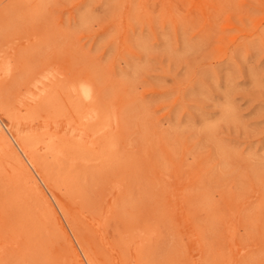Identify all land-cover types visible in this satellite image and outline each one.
I'll return each mask as SVG.
<instances>
[{
  "label": "rangeland",
  "instance_id": "1",
  "mask_svg": "<svg viewBox=\"0 0 264 264\" xmlns=\"http://www.w3.org/2000/svg\"><path fill=\"white\" fill-rule=\"evenodd\" d=\"M1 132L0 264H264V0H0Z\"/></svg>",
  "mask_w": 264,
  "mask_h": 264
},
{
  "label": "bare ground",
  "instance_id": "2",
  "mask_svg": "<svg viewBox=\"0 0 264 264\" xmlns=\"http://www.w3.org/2000/svg\"><path fill=\"white\" fill-rule=\"evenodd\" d=\"M51 78V77H50ZM36 87V86H35ZM78 95H79V97H81L82 99H84V100H91L92 99V89H91V87L90 86H88V84L87 85H80V87H79V89H78V93H77ZM93 113V112H92ZM91 113V114H92ZM90 113H89V115H90V117H87L86 118V120L87 121H93L94 120V116L93 115H91ZM82 132L81 133H79V136L80 137H82L83 138V136L85 137V138H87V136H88V134L84 131V130H81ZM0 135H1V138H3V140L5 141V143L7 144V146H11L10 145V143H9V141L7 140V138H6V136L1 132L0 133ZM114 136V135H113ZM10 137V136H9ZM114 139V138H113ZM92 143V142H91ZM94 145V144H93ZM23 150V153L25 154V156L27 155V151L26 150H24V149H22ZM101 151V150H100ZM27 157V156H26ZM30 158V157H29ZM29 165V166H28ZM28 167H30V168H32V169H34L35 170V172H36V174L37 175H39V170H38V172L36 171V163H34L31 159H29L28 160ZM31 171V170H30ZM28 173H29V175H30V177L28 178V179H30V180H28L30 183H32L33 184V186L34 185H38V181H37V179L35 178V176H33L29 171H28ZM58 173V172H57ZM28 175V176H29ZM42 182H43V180L41 179V177L39 178ZM35 187V186H34ZM37 189H39V188H37ZM35 190V189H34ZM40 191V194H42L41 193V190H39ZM61 191V190H60ZM78 191V190H77ZM31 193H32V191H31ZM44 196V195H43ZM23 197V196H22ZM45 197V196H44ZM46 198V197H45ZM53 198V197H52ZM72 198V197H71ZM29 200V199H28ZM55 200V199H54ZM18 201V200H17ZM30 202V201H29ZM45 202V201H44ZM22 203V202H21ZM47 204H49V203H47ZM46 204V205H47ZM40 205V204H39ZM49 206L50 207H52V205L51 204H49ZM48 207V206H47ZM57 207H58V209L59 210H61L62 211V207H61V205L60 204H58L57 203ZM10 208V207H9ZM24 209H25V207H24ZM50 209V208H49ZM48 212H49V210H48ZM106 212H108V209H106ZM21 216V215H20ZM7 217V216H6ZM22 217V216H21ZM31 217H32V215H31ZM42 218H44V217H42ZM45 219V218H44ZM67 220V219H66ZM9 221V220H8ZM40 221V220H39ZM29 222V221H28ZM48 222V221H47ZM66 222V221H65ZM37 226V225H36ZM34 227V226H33ZM40 227V226H39ZM41 229V228H40ZM58 238V237H57ZM135 238V237H134ZM156 238V237H155ZM30 239V238H29ZM28 239V240H29ZM3 241V240H2ZM124 241V240H123ZM56 242V241H55ZM37 245V244H36ZM35 246V245H34ZM119 246V245H118ZM29 251H30V249H28ZM49 250V249H48ZM32 251V250H31ZM52 251V250H51ZM82 252H83V255H84V257L86 258V260H87V262H88V264H92L91 263V259L89 258V256L87 255V253L82 249ZM25 254V253H24ZM39 254H40V252H39ZM36 255V254H35ZM34 255V256H35ZM23 256V255H22ZM24 257V256H23ZM48 257V256H47ZM16 258V257H15ZM19 259V258H18ZM50 259V258H49ZM78 260V259H77ZM77 260H75L76 261V263L78 264L79 263V261H77ZM51 261V260H50Z\"/></svg>",
  "mask_w": 264,
  "mask_h": 264
}]
</instances>
